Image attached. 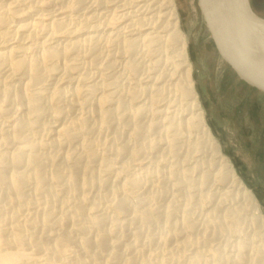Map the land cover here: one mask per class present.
Instances as JSON below:
<instances>
[{"label":"rangeland","instance_id":"rangeland-1","mask_svg":"<svg viewBox=\"0 0 264 264\" xmlns=\"http://www.w3.org/2000/svg\"><path fill=\"white\" fill-rule=\"evenodd\" d=\"M27 1L25 9H32L29 5L36 0ZM146 1L78 0L76 11L66 3L40 6L31 15L20 12L11 19V25L16 26L37 17L47 21L75 17L76 31L60 35V42L100 35L89 44V49L81 46L78 50L74 82L56 76L40 87L48 95L56 89L65 95L78 88L80 102L89 98V108L59 120L49 110L44 122L58 125L76 116L88 119L89 135L85 137L95 156L89 161L86 206L89 217H101L103 224L89 230V246L81 244L78 238L64 251L53 241L41 240L40 234H34L22 248L28 257L15 264H122L133 257L137 262L133 264H264V230L252 223L250 211L235 192L225 182L216 180V158L201 135L194 128L176 124V113L182 122L189 117L186 101L173 92L178 76L169 81L164 95H157V88L162 85L157 76L160 71L173 68L175 57L172 48L149 50L148 35L158 33L164 37L168 31L162 20L153 19V12L161 13L162 0ZM175 1L207 123L222 154L254 193L264 214V93L241 81L223 60L200 0ZM250 3L252 10L264 19V0ZM11 44L1 43L0 51ZM165 54L170 59L167 64ZM134 62L135 71L130 68ZM61 67L60 71L62 64ZM21 83L15 80L12 84ZM103 98L108 100L101 103ZM4 104L7 105L0 100V106ZM8 105L10 108L15 103ZM140 107L143 112L135 115ZM13 119L14 115L0 116V127H9ZM43 135L46 142L52 139V134ZM133 149L138 154L134 155ZM129 180H136L137 185L126 187ZM9 191L8 185L0 184V218L15 214L22 206L8 202ZM80 195L73 191L61 194L55 205L58 209L63 199L78 201ZM25 196L33 203L39 199L32 186ZM236 210L241 214L239 222L232 214ZM143 213L147 218L143 219ZM18 214L26 216V212ZM45 231L52 230L47 227ZM107 232L110 234L101 243L96 240L98 234ZM39 242L41 246L37 247Z\"/></svg>","mask_w":264,"mask_h":264},{"label":"bare ground","instance_id":"bare-ground-1","mask_svg":"<svg viewBox=\"0 0 264 264\" xmlns=\"http://www.w3.org/2000/svg\"><path fill=\"white\" fill-rule=\"evenodd\" d=\"M65 3L72 11L77 10L78 0H36L30 3L29 8L32 9L29 10L25 9L28 7L27 0H0V44L12 43L0 51V100L7 103V105L0 106V116H15V119L10 120L12 124L9 127H0V184L8 185L10 191L7 200L10 204L22 203L15 214L0 218V264H15L27 258L28 254L23 252L22 248L29 244V240L34 234H40L41 240L53 241L59 250L64 251L71 242L78 238H80L81 244L89 246V230L91 227L103 224L101 217H89V208L86 206L88 200L86 192L89 189V161L95 156L93 146L85 137V135H89L88 119L76 116L58 125H46L44 122L45 113L49 110L52 116L59 120L71 112L89 108V98L80 102L78 88L68 90L65 95L56 89L48 95L46 90L40 87L44 82H50L56 76L60 79L70 78L69 81L74 82L75 79L72 76L78 69V50L81 46H86L89 49V44L96 41L100 35L86 36L67 42L58 41L60 35L69 34L71 30L76 31L75 17L68 20L53 16L55 18H51L50 21L43 17H37L16 26L11 25L12 17L20 12L31 15L40 6L57 7ZM145 5L148 6V2ZM239 5L240 10L238 9ZM160 6L164 12L162 10L160 14L153 12L155 13L153 19L156 17L159 21L162 20L168 34L164 37H161L160 34L159 37L158 33L155 34L156 36L148 33L149 50L162 49L163 51L164 49L165 51L167 48H172L175 58L172 61L173 68L164 72L160 71L157 76L162 84L157 88V95H164L167 92L169 81L178 76L173 92L178 93L186 101L187 107L185 108L188 110L185 112H189V117L182 122L179 113H176L178 119L176 124L178 127L194 128L201 135L202 142L211 149L212 156L216 158V180L225 182L235 192L243 201V207L250 211L252 223L264 230V214L257 198L240 179L227 156L222 154L221 147L207 123L193 78V65L189 56L188 42L180 28L181 19L176 1L162 0ZM227 6L235 18L241 17L240 19H242L240 28L245 45L251 49H257L259 52L256 54L257 59L264 62V20L257 21L247 13L251 9L250 0H227ZM150 23L148 27H150ZM42 34L43 36L40 38ZM159 53L157 54L159 55ZM169 62L170 59L166 56L164 64ZM61 64L63 65L62 71H60ZM130 68L135 71L137 69L136 62L132 63ZM15 80H21L22 83L15 86L12 84ZM132 95L135 96L134 93ZM153 98L156 97L153 95ZM107 100V98H103L101 103ZM63 102L68 103V106H65ZM12 103H15V106L11 107V105L9 108L8 104ZM142 112L143 107H140L136 110L135 115ZM18 115H22V117H16ZM103 116L106 118V114ZM135 131H138V127ZM47 133L52 134V139L49 142L42 140L43 134ZM40 137L41 140H37ZM132 153L136 155L138 150L133 149ZM205 180L207 181V178ZM136 185V180H129L125 184L126 187H135ZM31 186L33 192L39 197L38 201L34 203L25 196L27 189ZM72 191L80 192L78 201L63 199L57 209L56 198ZM40 207H43L42 210H39ZM19 212H26V216L21 217ZM235 212L232 214L235 215L236 222H239L241 214L238 210ZM81 215H85L84 218ZM142 216L143 219L147 218L145 213ZM186 222L187 219L184 223L186 224ZM47 227H50L52 231L46 232ZM109 234V232L98 234L96 240L101 243V240ZM79 235L83 237H77ZM36 246L40 247L41 242ZM135 259L136 257H133L122 264H133ZM52 260L51 258L49 261ZM135 263L137 262L135 261Z\"/></svg>","mask_w":264,"mask_h":264},{"label":"water","instance_id":"water-1","mask_svg":"<svg viewBox=\"0 0 264 264\" xmlns=\"http://www.w3.org/2000/svg\"><path fill=\"white\" fill-rule=\"evenodd\" d=\"M200 3L208 29L223 60L241 81L264 93V62L257 59V49L245 45L241 36V17L235 18L230 13L227 0H200ZM247 13L257 21L264 20L252 8Z\"/></svg>","mask_w":264,"mask_h":264}]
</instances>
